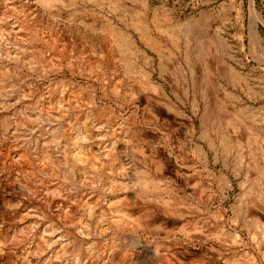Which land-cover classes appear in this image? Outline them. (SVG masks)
Masks as SVG:
<instances>
[{
    "label": "rangeland",
    "instance_id": "rangeland-1",
    "mask_svg": "<svg viewBox=\"0 0 264 264\" xmlns=\"http://www.w3.org/2000/svg\"><path fill=\"white\" fill-rule=\"evenodd\" d=\"M252 2L0 0V264L183 250L161 210L146 228L126 216L145 173L202 230L173 264H264V0Z\"/></svg>",
    "mask_w": 264,
    "mask_h": 264
},
{
    "label": "bare ground",
    "instance_id": "bare-ground-1",
    "mask_svg": "<svg viewBox=\"0 0 264 264\" xmlns=\"http://www.w3.org/2000/svg\"><path fill=\"white\" fill-rule=\"evenodd\" d=\"M251 6H253V2L251 0ZM260 15H256L255 19H258ZM186 24L184 23L183 26H185ZM180 26V25H179ZM190 26V25H189ZM189 26L186 25L185 28V33L186 36L189 38L190 37V32H189ZM182 27V25H181ZM257 28V27H256ZM180 29V28H179ZM183 29V28H182ZM253 30V29H252ZM259 33V32H258ZM148 37V36H147ZM261 38V36H260ZM261 41V40H260ZM150 88L155 89L157 88L159 90V87L157 85V83H153L150 79L147 81L146 83ZM163 90V89H162ZM167 98V96H166ZM169 100V99H168ZM208 111V110H207ZM210 114V113H209ZM212 114V113H211ZM210 114V115H211ZM207 123V122H206ZM8 126V125H7ZM194 130L196 129L195 125L193 126ZM218 127V126H217ZM207 130V129H206ZM206 132V131H205ZM209 133V132H208ZM217 134V133H216ZM205 136V135H204ZM215 137V136H214ZM211 138V137H210ZM212 139V138H211ZM209 140V139H208ZM227 141L225 140V143ZM219 143V142H218ZM216 144V140L212 139L211 140V145L214 146ZM227 145V144H226ZM196 147V149L200 152H204V148L202 147V145L200 144H195L194 145ZM216 147V146H215ZM214 149V148H213ZM43 150V149H42ZM44 152V151H43ZM13 157V156H12ZM43 158V157H42ZM57 162V161H56ZM1 163V162H0ZM160 164V163H159ZM162 167V166H161ZM26 169V168H25ZM160 169V168H159ZM159 169H157L156 171H158ZM154 172L155 176L157 177V172ZM49 172V171H48ZM56 172V171H55ZM52 173V172H51ZM31 175V174H30ZM148 175V176H147ZM162 175V174H161ZM13 176V175H12ZM45 180V179H44ZM43 180V181H44ZM56 180V179H55ZM155 178H152L150 176V174L145 173L144 177L142 178L141 182H140V190L138 192L135 193L134 195V200L135 201H130L127 204V211L129 212L128 214H126V216L128 218H132L133 216H135V223L138 227L140 228H146V227H151V226H156L157 224V220H156V214L161 210L163 213V217H165V220L163 219V221H161L160 227L163 228H167L169 229L171 232H173L174 229L182 232L183 233V238H178V240H180V245L183 244L184 249L181 251H175L174 249H170L168 248V253H165L161 258H158L159 260L157 261L156 264H173L172 263V259L176 258L178 261H181V259H183V257L187 254L188 252V246L185 244L186 241H188L191 238H200V234L199 232H202V230H200V227L195 226L193 233H190L187 231V228L185 229L186 225H187V221L184 219V213L183 212H179L176 208L170 206L171 205V198H165L163 200V198H157L153 195V191H155V184L156 182L154 181ZM66 185V184H65ZM65 188V187H64ZM67 188V187H66ZM133 194V193H132ZM131 194V195H132ZM130 195V194H129ZM85 197V196H84ZM131 197V196H130ZM129 197V198H130ZM131 197V198H132ZM132 198V199H133ZM92 200V199H91ZM141 202V205L139 204ZM200 200V199H199ZM200 202V201H199ZM124 204V203H123ZM200 204V203H199ZM112 209V208H111ZM113 211V210H112ZM115 211V209H114ZM89 212V211H88ZM125 218V217H124ZM178 218V219H177ZM129 219V220H130ZM126 221V220H125ZM114 226L117 229H123L125 228V225L120 221V220H114ZM134 223V222H133ZM198 224V223H197ZM198 233V234H197ZM185 241V242H184ZM189 245V244H188ZM134 248V247H133ZM138 254V253H137ZM136 253H130V255H125L122 260L120 261L119 264H147V262H142L139 261V256ZM104 255V250H100L97 252L96 254V260L98 262V259L103 258ZM79 260L83 259L85 257V253L81 252L78 254ZM105 258V257H104ZM185 258V257H184ZM102 261V260H101ZM151 264V263H150Z\"/></svg>",
    "mask_w": 264,
    "mask_h": 264
}]
</instances>
